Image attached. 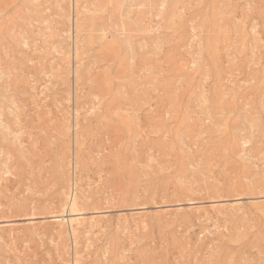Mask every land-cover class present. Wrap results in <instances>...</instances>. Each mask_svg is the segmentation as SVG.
Returning <instances> with one entry per match:
<instances>
[{"label": "rangeland", "instance_id": "rangeland-1", "mask_svg": "<svg viewBox=\"0 0 264 264\" xmlns=\"http://www.w3.org/2000/svg\"><path fill=\"white\" fill-rule=\"evenodd\" d=\"M0 264H264V0H0Z\"/></svg>", "mask_w": 264, "mask_h": 264}, {"label": "bare ground", "instance_id": "bare-ground-1", "mask_svg": "<svg viewBox=\"0 0 264 264\" xmlns=\"http://www.w3.org/2000/svg\"><path fill=\"white\" fill-rule=\"evenodd\" d=\"M71 216L73 217V220H74L75 218H78V217L80 216V214L75 213V212L73 211L72 214H71Z\"/></svg>", "mask_w": 264, "mask_h": 264}]
</instances>
